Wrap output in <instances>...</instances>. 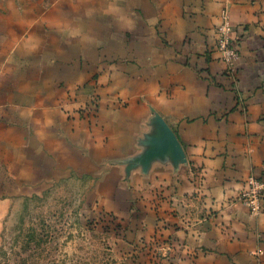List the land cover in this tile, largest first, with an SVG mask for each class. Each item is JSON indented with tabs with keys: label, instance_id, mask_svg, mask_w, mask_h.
<instances>
[{
	"label": "crops",
	"instance_id": "crops-1",
	"mask_svg": "<svg viewBox=\"0 0 264 264\" xmlns=\"http://www.w3.org/2000/svg\"><path fill=\"white\" fill-rule=\"evenodd\" d=\"M95 171L182 195L173 264H264V0H0V220Z\"/></svg>",
	"mask_w": 264,
	"mask_h": 264
},
{
	"label": "rangeland",
	"instance_id": "rangeland-1",
	"mask_svg": "<svg viewBox=\"0 0 264 264\" xmlns=\"http://www.w3.org/2000/svg\"><path fill=\"white\" fill-rule=\"evenodd\" d=\"M89 175L77 173L13 201L0 220V264L182 260V195L161 185L139 190L135 199L131 188L114 182L118 174Z\"/></svg>",
	"mask_w": 264,
	"mask_h": 264
},
{
	"label": "built area",
	"instance_id": "built-area-1",
	"mask_svg": "<svg viewBox=\"0 0 264 264\" xmlns=\"http://www.w3.org/2000/svg\"><path fill=\"white\" fill-rule=\"evenodd\" d=\"M229 32L227 15L224 13L222 22L216 28V50L226 66L233 69L238 57V44L237 41L231 40ZM247 182L248 186L240 194V200L251 213L256 214L262 206L264 181L257 179L255 176H249Z\"/></svg>",
	"mask_w": 264,
	"mask_h": 264
}]
</instances>
